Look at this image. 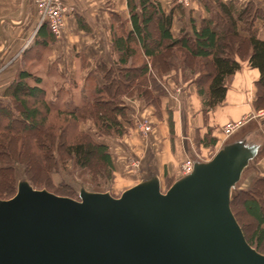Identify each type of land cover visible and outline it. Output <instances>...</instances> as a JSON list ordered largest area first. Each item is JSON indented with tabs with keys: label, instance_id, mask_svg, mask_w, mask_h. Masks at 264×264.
Instances as JSON below:
<instances>
[{
	"label": "trees",
	"instance_id": "trees-1",
	"mask_svg": "<svg viewBox=\"0 0 264 264\" xmlns=\"http://www.w3.org/2000/svg\"><path fill=\"white\" fill-rule=\"evenodd\" d=\"M205 5L207 15L200 19L189 18L188 25H180L174 36L172 27L178 10L182 11L179 5H171L166 11L157 0H127L129 28L124 22L111 26L113 65H98L102 82H93L89 95L78 104H66V101L60 100L59 91L57 98H47L45 90L39 85L41 78L27 70H19L5 89L11 106L0 100V121L4 122L0 125V149L9 144L16 152L19 142L38 149L41 147L40 155L46 154L49 159L47 165L51 166L54 162L52 152L56 147L63 159H72L77 167L93 171L99 166L104 175L110 176L114 163L107 141L95 140L84 130H78L71 141L62 138L59 142L60 135L42 131L46 127L47 114L55 112L74 122L82 116L91 117L94 120L92 129L97 136L114 132L121 135L123 130L125 132L124 122H131L127 118L126 103L120 98L118 101L121 104L110 108L107 104L117 100L118 89L128 91L132 86L139 90L142 98L149 93L152 100L160 101L162 87L152 77V71L158 75H169L171 72L181 75L179 79L175 78V83L193 85L201 99L202 111L208 112L224 101L228 81L240 69L241 62L247 61L259 72L254 108L264 109V39L258 37V28L255 27L257 19L264 21L263 8L253 0L243 6L237 5L234 0H215L213 5ZM240 24L245 32L240 30ZM39 30L44 35L40 36V42L34 41L31 50L34 58L41 57L44 46L54 40L47 25H41ZM85 113L90 114L87 116ZM14 125L20 128L15 129ZM32 130H39L40 146L36 144V136L32 142L23 140V135ZM63 130L59 129L60 132ZM210 135L208 131L199 141L204 145L208 141L210 145L215 144V138ZM11 168V163L6 168L0 167L7 171ZM3 175L11 183L9 173ZM81 186V183L78 184L77 191ZM242 191V209L254 222V229L249 235L243 234L251 246L264 254L261 250L262 247L264 249V206L261 202L264 176L256 178L250 188ZM236 193L231 194L230 207Z\"/></svg>",
	"mask_w": 264,
	"mask_h": 264
},
{
	"label": "water",
	"instance_id": "water-1",
	"mask_svg": "<svg viewBox=\"0 0 264 264\" xmlns=\"http://www.w3.org/2000/svg\"><path fill=\"white\" fill-rule=\"evenodd\" d=\"M260 145L226 142L165 190L153 173L119 196L80 187L77 199L20 179L0 199V264H264L230 207Z\"/></svg>",
	"mask_w": 264,
	"mask_h": 264
},
{
	"label": "crops",
	"instance_id": "crops-1",
	"mask_svg": "<svg viewBox=\"0 0 264 264\" xmlns=\"http://www.w3.org/2000/svg\"><path fill=\"white\" fill-rule=\"evenodd\" d=\"M247 1L249 0H245ZM62 2L68 7L63 34L60 39L50 41L44 46L41 53L42 70L43 74L48 75L57 72L66 78L63 80L72 82L66 89H75L73 95L82 101L86 97V90L92 88V82H102L98 65H113L111 26L115 22L114 16L117 15L129 28V15L125 13L127 0ZM244 3L236 2L239 6ZM161 5L166 11L170 8ZM37 13L34 0H0V66L9 68L8 82L21 68L22 52L33 50L34 41L42 40L40 36L44 34L40 33V27L37 26ZM175 21L172 27L174 36L180 27ZM259 22L264 23L263 20H257L255 27H259ZM30 58L35 59L32 55ZM258 76L256 68L250 67L247 61H242L240 69L227 83L224 101L214 109L202 111L201 99L194 86L187 85L186 90L179 89V94L182 93L179 95L180 99L178 95L166 98V102L171 101L169 105H172L168 108L169 113L164 109L160 117L150 116L153 129L148 137L131 136L129 130L124 149L135 146L141 154L143 163L139 170L140 179L151 173L156 174L160 180H163V173L170 177L176 176L177 179L180 177V164L188 156L191 157V145L195 140H201L208 131L215 136L229 122L245 119L242 124L244 125L255 119L264 133V115L257 116L253 105ZM5 79L2 74L0 96ZM248 134L253 133L250 131ZM260 163L264 167V155Z\"/></svg>",
	"mask_w": 264,
	"mask_h": 264
},
{
	"label": "rangeland",
	"instance_id": "rangeland-1",
	"mask_svg": "<svg viewBox=\"0 0 264 264\" xmlns=\"http://www.w3.org/2000/svg\"><path fill=\"white\" fill-rule=\"evenodd\" d=\"M165 7L171 5H179L181 10L176 15V23L182 25L183 23H187L189 18L193 19H200L203 16L207 15V11L205 10V4L213 5L215 0H157ZM227 1V0H225ZM257 4L263 8L264 10V0H253ZM235 2H242L244 3L245 0H235ZM246 3V2H245ZM244 3V4H245ZM169 8V7H168ZM126 15L128 13V6L125 10ZM38 15V13H37ZM260 20V19H257ZM118 22H121V19L118 17L115 18V26L118 25ZM188 25V23H187ZM38 26V20H37ZM41 26V25H40ZM39 26V27H40ZM189 28V26H187ZM240 30H243V25L240 24ZM258 37L264 39V23L261 24L259 22L258 27ZM63 34V31H62ZM54 40H56L53 37ZM36 52V51H35ZM38 53V52H37ZM36 53V55H37ZM42 53V50H41ZM32 54L31 49L25 50L20 55L21 57V68L20 70H27L28 72L32 73L34 76H38L41 78L42 82L39 84L46 93L47 98H57L55 93L59 91V99L62 101H66V104L72 102L73 104H78L81 100H78L73 95L75 89H66V86H70L72 82L66 79L64 76L56 73L43 74L42 70V59L41 57L35 56V61L33 58H30ZM113 55V53H112ZM114 59V55H113ZM4 66H0V76L3 74L5 82L3 80L4 86L2 87V95L1 101L6 103L8 106H11L10 97L5 95V89L11 83L13 77L9 82L7 81V70ZM153 69V68H152ZM151 69V71H152ZM18 72V71H17ZM152 77L156 78V82L160 84L162 87V92L160 94V101L152 100L149 93L145 97H141L140 92L137 88L133 89H126L124 91L123 88L117 90V102H110L107 105L112 107L115 104H121L122 102L118 101L120 98L124 100L127 106V118L130 119L129 122H124V129L121 135L117 133H111L109 135L101 134L97 136L93 130L92 126L94 124V120L91 117L83 116L74 121H68L65 119L63 115H57L55 112H49L46 117V127L42 128V131H49L51 133H55V136H59V142H61L62 138L71 141L73 136L77 133L78 130H84L85 132L89 133L92 138L99 141H107L109 143V151L111 153L112 161L114 163V171L111 173L110 176L104 175L99 166L95 168L93 171L88 168H80L77 167L72 159L65 160L61 157L59 148H54L52 152L53 156V164L48 166L46 154L40 155L41 147L36 148L30 144H23L19 142V146H17L16 152L12 151L11 145H7L6 148L0 149V167L6 168L11 163V170L7 171L6 169H0V199H7L12 197L15 194L17 181L20 179H29L27 180L34 188L36 189H46L50 192H53L58 195L68 196L74 199L78 198L79 189L77 191L78 184H82L81 187L89 191H109L113 196H119V194L126 188L135 184L137 180L140 179L139 170H141L142 166V157L141 154L137 152V147H129L132 149H124V144H126L127 134L128 131H131V136L135 135L134 137L138 136H149L150 132L153 129L152 121L150 120V116H157L160 117L161 111L164 109L168 111L169 103L166 102V98L170 97H179L180 93L179 89L186 90L187 84L186 83H175V78L179 79L181 75L175 74L171 72L169 75L166 73L163 75H158L154 71H152ZM17 74V73H16ZM15 74V75H16ZM163 76V77H162ZM58 82L57 84L53 82ZM72 81V80H71ZM8 82V83H6ZM90 84V81H88ZM6 83V84H5ZM93 83V82H92ZM30 84L33 82L30 80ZM185 87V88H184ZM53 88H55L53 90ZM188 89V88H187ZM181 90V91H182ZM90 89L86 90V95H89ZM55 92V93H54ZM178 93V94H177ZM110 97V95H109ZM109 97H105V100H109ZM86 110V109H85ZM260 109L256 111V114L260 112ZM91 113V111L88 109ZM90 113H85L87 116ZM169 113V111H168ZM146 120L149 124V131L144 133L138 129V121ZM247 122V121H246ZM4 123L2 120L0 121V125ZM14 128H20L14 125ZM64 129L62 132L59 129ZM39 130H32L27 131L23 135L26 141H33V137L36 136V144L41 142L40 134H38ZM252 131V135L248 133ZM73 135V136H72ZM125 136V137H124ZM243 136H248L249 140L259 142L260 148L256 157L249 163V165L245 168L242 173L240 181L237 183L235 188L232 190L233 194L236 192H240V190H247L251 187L253 181L260 177L264 176V167L262 163H260L261 158L264 155V133L261 132V127L258 120H250L239 129H236L232 134L229 136H225L223 132V127L219 130L218 134L215 136L210 135L211 138H215L216 142L213 145H210L209 141L207 145H204L202 142L195 140V143L191 145L192 152H190V156L184 161L181 162L179 168V176L186 174L187 167L184 165L185 162H193L194 160H202L206 161L210 159L213 154L218 150V148L232 139H237ZM30 138V139H29ZM128 140V139H127ZM210 140V139H209ZM14 141H16L14 139ZM58 142V143H59ZM5 146V145H4ZM16 146V145H15ZM24 151V152H23ZM5 154V156H4ZM19 154V155H18ZM43 157V158H42ZM7 165V166H6ZM152 166V164H151ZM8 174V180L12 179L11 183L6 180L3 174ZM163 180L161 182L162 190H165L175 179L176 176H167L166 173H163L162 176ZM237 194V193H236ZM241 198H243V191L237 194L231 203V210L233 211L238 223L242 226L244 234L249 235V233L254 229V222L253 220L243 211L241 206ZM263 198V199H262ZM261 202L264 206V196L261 197ZM263 248V247H262ZM261 250L264 252V249ZM259 250V251H261ZM263 254V253H262Z\"/></svg>",
	"mask_w": 264,
	"mask_h": 264
},
{
	"label": "built area",
	"instance_id": "built-area-1",
	"mask_svg": "<svg viewBox=\"0 0 264 264\" xmlns=\"http://www.w3.org/2000/svg\"><path fill=\"white\" fill-rule=\"evenodd\" d=\"M37 6L38 12V27L40 25H47L52 36L57 40L62 36L64 28V20L68 7L62 2V0H34ZM180 1V0H179ZM181 2V1H180ZM257 116H263L264 110H261L256 114ZM244 120L240 122H229L223 126V132L225 136H229L236 129H238ZM138 129L144 133H147L150 129L149 124L146 120L138 121ZM187 167L186 173L192 169L193 162H185Z\"/></svg>",
	"mask_w": 264,
	"mask_h": 264
}]
</instances>
